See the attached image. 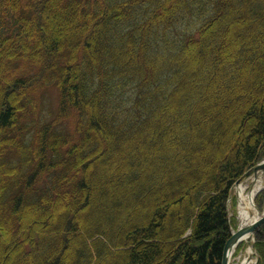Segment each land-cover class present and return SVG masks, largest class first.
Returning <instances> with one entry per match:
<instances>
[{"label": "trees", "instance_id": "16d2710c", "mask_svg": "<svg viewBox=\"0 0 264 264\" xmlns=\"http://www.w3.org/2000/svg\"><path fill=\"white\" fill-rule=\"evenodd\" d=\"M262 159L264 0H0V264H221Z\"/></svg>", "mask_w": 264, "mask_h": 264}, {"label": "bare ground", "instance_id": "6f19581e", "mask_svg": "<svg viewBox=\"0 0 264 264\" xmlns=\"http://www.w3.org/2000/svg\"><path fill=\"white\" fill-rule=\"evenodd\" d=\"M251 185L246 183L247 181L237 185L236 193L238 196V213L240 220V228L248 229L252 223L262 217L263 212L258 208L256 197L257 192L264 188V179L260 176L258 178H252ZM248 178V179H249ZM253 234L246 232L243 234L242 238L236 241H232L231 246L228 251V264H255V260L252 258L253 255ZM246 242L248 246L246 247L244 256L239 257L238 262H234L233 258L236 254L238 248L242 243Z\"/></svg>", "mask_w": 264, "mask_h": 264}, {"label": "rangeland", "instance_id": "374dc122", "mask_svg": "<svg viewBox=\"0 0 264 264\" xmlns=\"http://www.w3.org/2000/svg\"><path fill=\"white\" fill-rule=\"evenodd\" d=\"M65 16L64 17H62L61 19H59V25L60 26H62V27H66L67 26V22L65 21ZM48 24H52V21H50ZM59 26V27H60ZM61 27V28H62ZM236 36H238V32L236 31L235 32V37ZM47 99H49L50 101H56V99H57V92H56V90H49V91H46V96H45ZM229 119H232V114L230 113V115H229ZM114 158V156L112 155L107 161H105V163H106V169H105V172H107V168H109V167H113V165H115V160L113 159ZM98 174H100V173H98L97 171H95V170H93V171H91L90 173H89V177L93 180V182H94V185L92 186V192L94 193V195H95V205H94V207H92V212L91 213H93V212H98L99 210L101 211L102 210V208H103V205L100 203V198H99V196H98V191H99V189L102 187L101 185H97L96 183H95V181H96V177L98 176ZM263 179H264V177H262ZM247 184L249 183L250 185H251V180H248L247 182H246ZM118 186H120V184L118 185ZM114 193H116V190H114ZM257 202H258V200H257ZM237 206H236V208H235V212H236V215H235V222H236V226L237 227H240V220H239V217H238V215H239V213H238V201H237ZM257 205H258V203H257ZM106 208L107 209H111L112 208V206L111 205H107L106 206ZM258 208H259V210L261 211V212H263V209H264V206H263V204L261 205V207L258 205ZM136 213H137V211L134 209L133 210V213H132V215H134V217L136 216ZM86 216L87 217H91V214L90 213H88V214H86ZM125 220V217L124 216H121L120 218H119V222L121 223V222H123ZM253 242H254V240H252V244H253ZM8 244H6V243H4V245L2 246V247H6ZM248 246V244L246 243V242H244L241 246H240V248H238V250H237V252H236V254L234 255V258H233V261L234 262H238L239 261V257H241V256H244V254H245V250H246V247ZM74 255V254H73ZM252 258L255 260V262H256V259H257V252L255 251V249H254V251H253V255H252ZM74 259L76 260V256L74 255ZM1 261H2V257H1V254H0V263H1ZM16 264H22L21 263V259L20 258H18L17 260H16Z\"/></svg>", "mask_w": 264, "mask_h": 264}, {"label": "water", "instance_id": "95a60500", "mask_svg": "<svg viewBox=\"0 0 264 264\" xmlns=\"http://www.w3.org/2000/svg\"><path fill=\"white\" fill-rule=\"evenodd\" d=\"M259 170H264V162L258 166H256L254 169L250 170L246 176H249L252 172H254L255 174H257V172ZM262 223H264V216L259 219L258 221H256L255 223H253L248 229H240L237 233H234L232 235V237L230 238V240L228 241L227 245H226V248H225V253H224V258H223V261H222V264H228V261H227V254H228V251H229V248L231 246V243L232 241H236V240H239L240 238H242L243 234L246 232V231H250V232H254L255 229L260 226Z\"/></svg>", "mask_w": 264, "mask_h": 264}]
</instances>
